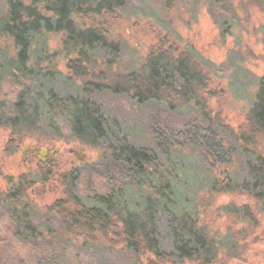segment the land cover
I'll return each mask as SVG.
<instances>
[{
    "label": "trees",
    "instance_id": "obj_1",
    "mask_svg": "<svg viewBox=\"0 0 264 264\" xmlns=\"http://www.w3.org/2000/svg\"><path fill=\"white\" fill-rule=\"evenodd\" d=\"M129 1L8 0L0 11V37L16 51L12 63L0 54V127L61 138L59 120L73 139L104 151L99 165L59 177L65 193L43 221L19 195L2 199L0 220L8 219L5 235L13 239L0 247V264H63L73 245L119 255L122 264H212L217 243L198 218L202 188L245 192L264 212V156L251 149L253 136L264 135V78L248 114L250 134L223 129L207 112L206 76L190 54L151 51L146 82L126 73L122 44L105 26ZM53 34L62 35L56 54L48 46ZM63 61L68 75L58 68ZM62 79L80 91L60 93ZM11 83L18 92L7 106L2 89ZM194 85V98L184 100L181 91ZM104 94L167 104L151 115L149 145L110 132ZM192 167L206 177L195 174L200 192Z\"/></svg>",
    "mask_w": 264,
    "mask_h": 264
},
{
    "label": "rangeland",
    "instance_id": "obj_2",
    "mask_svg": "<svg viewBox=\"0 0 264 264\" xmlns=\"http://www.w3.org/2000/svg\"><path fill=\"white\" fill-rule=\"evenodd\" d=\"M7 6L8 0H0L1 12ZM118 13L117 19L105 27H110L113 37L122 44L120 62L126 73L135 72L146 82L149 72L143 67L151 51H161L175 59L188 53L206 76L205 88L200 93L206 101L207 112L214 120H220L223 129L250 134L247 118L264 78V0H130L127 8ZM61 39L62 35L51 36L48 45L51 53L59 52ZM11 44L0 37V54L7 55L8 63L16 55ZM102 58L111 60L105 55ZM58 68L63 75H68L66 62H61ZM59 81L56 90L64 95L80 91L66 85L63 79ZM11 85L2 89L3 96H9L7 106L16 101L18 92V87ZM42 86L49 87V84ZM194 88L195 85L181 91L184 100L194 98ZM101 99L111 120L110 132L138 146L149 145L151 115L168 108L165 102L156 101L139 105L126 96L104 94ZM60 124L59 120L55 122L60 126L61 138L45 129L19 137L10 128H0V192L9 190L10 181L17 182L20 174L33 172L35 186L33 190L28 189L27 195L35 216L41 221L48 218L46 211L65 193L59 177L73 171L82 172L104 161V151L76 141ZM253 138L251 149L264 156V135ZM27 145L52 150L50 165L42 166L37 159L23 163L22 150ZM197 167L190 170L195 189L199 191L197 176L203 181L206 177ZM198 201L200 226L217 243V256L212 264H264V212L250 195L242 191L211 192L204 187ZM7 223L6 217L1 218L0 247L13 239L5 235L9 231ZM75 246L63 264L123 262L119 255L109 256Z\"/></svg>",
    "mask_w": 264,
    "mask_h": 264
},
{
    "label": "flooded vegetation",
    "instance_id": "obj_3",
    "mask_svg": "<svg viewBox=\"0 0 264 264\" xmlns=\"http://www.w3.org/2000/svg\"><path fill=\"white\" fill-rule=\"evenodd\" d=\"M0 128H2V127H0ZM17 140H18V138H16V141ZM14 147L15 146H12V148H14ZM12 148H11V150H12ZM43 149H46V148H41V147H38L36 145L24 146V148L22 150L23 153L25 154V156L23 158V163H28L31 160L37 159L39 161L40 165H42V166L50 165L49 160H50V157H52L54 155V154H51V152H53V151L50 149H47L48 150L47 155L42 156L41 151ZM56 150H57V152L59 151L58 149H56ZM70 152L73 153L74 150H70ZM74 153L78 154L77 151H75ZM30 157H31V159H30ZM34 181L35 180H34V173L33 172L28 170L25 173L20 174L17 182L14 180L10 181L11 186L9 187V190H6L5 192H0V202L2 201L3 198H10V197H14L15 195H19L20 197H22V199L24 201H26L27 203H30L29 199H28L29 197L27 195V191L30 188L32 190L34 189V186H35ZM1 210H2V208L0 207V211ZM21 231L23 232L24 229H22Z\"/></svg>",
    "mask_w": 264,
    "mask_h": 264
},
{
    "label": "water",
    "instance_id": "obj_4",
    "mask_svg": "<svg viewBox=\"0 0 264 264\" xmlns=\"http://www.w3.org/2000/svg\"><path fill=\"white\" fill-rule=\"evenodd\" d=\"M56 151H57V150H56ZM47 153H48V150H47V149H43V150L41 151V155H42V156H46ZM51 154H54V153L51 152Z\"/></svg>",
    "mask_w": 264,
    "mask_h": 264
}]
</instances>
